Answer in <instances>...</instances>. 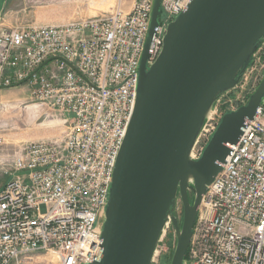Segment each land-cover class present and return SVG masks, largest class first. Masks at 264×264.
Masks as SVG:
<instances>
[{
	"label": "built area",
	"instance_id": "built-area-1",
	"mask_svg": "<svg viewBox=\"0 0 264 264\" xmlns=\"http://www.w3.org/2000/svg\"><path fill=\"white\" fill-rule=\"evenodd\" d=\"M116 1L109 11L64 23L0 28V87L27 77L32 97L53 107L64 125L60 136L23 142L11 159L10 179L0 189V264H49L40 259L49 252L52 264H85L100 251L153 6L133 0L125 10L124 0ZM189 1L161 0L148 65ZM219 98L192 159L228 112H220ZM184 260L264 264V98L202 195Z\"/></svg>",
	"mask_w": 264,
	"mask_h": 264
},
{
	"label": "water",
	"instance_id": "water-1",
	"mask_svg": "<svg viewBox=\"0 0 264 264\" xmlns=\"http://www.w3.org/2000/svg\"><path fill=\"white\" fill-rule=\"evenodd\" d=\"M160 2L153 0L100 251L85 264H151L169 219L176 233L170 264H185L202 195L264 98L263 76L245 104L222 115L201 156L192 159L210 109L237 85L264 39V0H190L168 24L161 51L148 65ZM178 199L183 206L181 225L175 215Z\"/></svg>",
	"mask_w": 264,
	"mask_h": 264
},
{
	"label": "rangeland",
	"instance_id": "rangeland-1",
	"mask_svg": "<svg viewBox=\"0 0 264 264\" xmlns=\"http://www.w3.org/2000/svg\"><path fill=\"white\" fill-rule=\"evenodd\" d=\"M133 0H124L127 10ZM116 0H0V28L23 24L64 23L70 19L109 11ZM264 76V42L250 60L237 85L219 98L220 112L245 104ZM53 107L35 100L26 84L0 87V189L10 179L13 155L23 142L52 139L62 134L64 125ZM180 200L176 210L180 209ZM104 219L101 221L103 224ZM176 244L173 224L165 228L156 245L151 264H170ZM49 264L52 253L40 256Z\"/></svg>",
	"mask_w": 264,
	"mask_h": 264
},
{
	"label": "flooded vegetation",
	"instance_id": "flooded-vegetation-1",
	"mask_svg": "<svg viewBox=\"0 0 264 264\" xmlns=\"http://www.w3.org/2000/svg\"><path fill=\"white\" fill-rule=\"evenodd\" d=\"M188 197H189V201L192 203V202H193V198H194V196H193V193H192L191 191H188ZM179 204H180V209H179V211H177V210L175 209V215H176L177 218H178V224L181 225L182 216H183V206H182L181 201L179 202ZM175 208H176V207H175ZM173 227H174V226H173Z\"/></svg>",
	"mask_w": 264,
	"mask_h": 264
}]
</instances>
